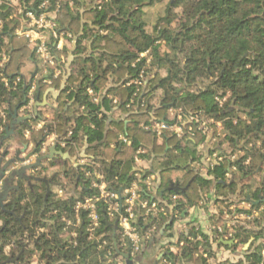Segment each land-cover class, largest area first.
<instances>
[{
  "label": "trees",
  "instance_id": "1",
  "mask_svg": "<svg viewBox=\"0 0 264 264\" xmlns=\"http://www.w3.org/2000/svg\"><path fill=\"white\" fill-rule=\"evenodd\" d=\"M38 4L39 0H36L35 10ZM183 4H190V8L178 16L173 11ZM145 5V0L50 2V11H56L57 30L72 36L66 40L72 50L71 74L57 98L58 114L65 115L68 107L67 112L73 114L76 123L73 139L77 140L80 133L85 136L87 152L99 155L108 180L116 177V181L109 183V188L117 194L131 182L130 174L134 169L131 161L137 148L148 145L153 153L163 154L167 147L174 146L176 154L168 153L169 171L180 172L182 179L178 185L186 187L183 194L178 193L181 200L174 209L180 214L200 201L199 190L204 186L214 185L217 191L224 189L219 182L224 181L228 167L235 169L234 183L229 190L234 194V187L242 185L248 188L245 197L262 198L259 205H252V208L264 205V0H171L164 16L157 19L150 32L143 19ZM35 10L32 12L37 13ZM0 18L5 21L7 14ZM174 22L176 28H173ZM16 25L15 21H5L2 32L10 45L7 76V73L16 75L26 63L35 60L27 46L28 40L13 36L11 31ZM179 36L196 45L186 57L182 56L181 48L174 45ZM162 43L166 50H161ZM49 47L56 64L60 56L68 57L66 48L59 52L51 44ZM147 51L153 58L152 77L147 80V90L134 96L137 86L127 85L137 77L138 67L132 65ZM163 71L165 76L160 77ZM60 81L59 78L53 85L59 88ZM219 81L227 84L221 85ZM88 89L105 92L100 106L91 103ZM227 94L225 104L221 106L218 99ZM1 96L8 108L14 100L15 106L20 105L22 85L17 93L3 91ZM112 99H117L116 107L126 115L125 120L108 123L105 115L99 116L100 107L109 110ZM80 106H85V112L77 115ZM176 108H181L184 118L194 115L221 122L227 132L224 141L233 147L231 153L238 151L243 153L242 156L231 161L230 153L217 150L219 156L225 157L208 169L212 179L207 181L196 175L190 165L199 161L196 148L209 136L197 128L198 124L193 126L191 138L187 135V125L181 139L164 131L160 146L156 145L152 132L141 128L142 123L149 125L152 121L171 123L168 110ZM238 114H243L245 119L237 118ZM5 115L10 120L7 109ZM124 128L127 138L132 141L131 146L111 147L110 143L115 141L114 130L123 131ZM63 129L64 125L57 126L59 134ZM210 130L212 137H216L215 124ZM41 137L42 132L33 134L34 145ZM257 142L260 146H256ZM63 151L73 152L69 148ZM258 172L262 173L260 188L253 192L249 182ZM69 178L72 190L62 199L48 200L45 209H42L40 196L22 193L10 196L6 210L15 209L23 216L18 222L10 213H1L0 221L4 226L0 232V260L5 264H118L117 252H126V246H120L119 233L113 236L101 210L99 225L92 234L87 232L90 222L86 212L80 211V224L76 226L75 204L91 196L93 190H89V183L83 180L80 169L77 173L73 171ZM140 194L145 195L144 192ZM159 207L169 212L165 203ZM66 221L72 224L67 227ZM261 221L264 226L263 219ZM254 222L259 224L260 220ZM137 224L143 228L142 218ZM73 231L75 236L71 235ZM8 248L12 249L9 253L6 252ZM192 251L198 252V246L182 251V258H188L187 264L191 261ZM142 252L140 250L138 254ZM130 259L131 264L134 257ZM248 260L251 264L261 261L256 254H251ZM168 261L172 263L173 258ZM201 261L200 256L196 263L201 264Z\"/></svg>",
  "mask_w": 264,
  "mask_h": 264
},
{
  "label": "crops",
  "instance_id": "2",
  "mask_svg": "<svg viewBox=\"0 0 264 264\" xmlns=\"http://www.w3.org/2000/svg\"><path fill=\"white\" fill-rule=\"evenodd\" d=\"M4 13L7 14L3 8V10H0V16ZM5 21L8 22L6 19ZM0 39L2 44L6 43L4 41L8 37L2 34ZM28 47L34 54L35 60L26 63L14 76L10 73H7L9 74L7 76L5 73L10 53L6 56L2 55V58H0V94L3 91L17 93L18 87L22 85V102L20 105L15 106L16 102L14 100L12 101V107L8 108L2 102L3 97H0V155L5 149H8L6 160L11 159L16 151L22 150L27 145L26 152L21 155V158L24 157L34 149L33 134L42 132L43 137L46 138L40 146L39 152L27 164H33L38 157L50 154L52 148H54L55 153L60 155L53 156L51 160L42 161L41 169L37 168L26 173V175L31 174L40 179L38 182L33 181V191L37 183L44 185V191H34L33 196H40L43 203L46 200V198H43L44 195L48 194V187L46 188V186L49 184L52 191L49 201L53 200L52 198L55 196L56 200L64 198L67 191L58 181L69 178L73 171L77 173L80 169L83 180L89 183L88 188L93 190V194L75 204L76 225L80 224L78 215L82 211L81 209L78 210L77 206L85 201L92 200L95 203L98 215V225L101 210L107 218L113 236L119 233L121 236L120 246L122 248L126 246V252H117L118 257L123 259L121 255L128 254L129 249L130 262V258L135 257L138 252H135L123 238L120 215L111 210L110 201L104 198L105 193L111 190L109 183L117 179L114 177L108 180L99 155L94 156L87 152V139L82 133L79 134L77 140L73 139V129L76 127V123L73 120V114L67 112L68 107L65 110V115L58 114L57 98L66 86L71 74V46L66 40H62L60 43V50L58 51L60 52L64 48L68 51V57L60 56L57 65L60 74L57 73L56 68H45L34 50L29 45ZM59 78L61 79L60 87L57 88L53 85V82ZM91 92L89 94L87 91L91 103L100 106L105 92H94L92 90ZM113 101H116V104L118 102L117 99H112L108 107L109 110L101 106L98 113L100 117L105 115L108 123L126 119V115L120 113ZM6 109L9 111L10 120L5 115ZM14 110H17V117H30V120L24 124H19L16 127L15 134L9 139L3 140L5 129L12 121ZM84 112L85 106H80L76 114L82 115ZM167 115L169 119L172 118L169 113ZM211 123L213 122L211 121ZM58 125H64L61 134L57 132ZM215 125L217 136L212 137L211 131L206 141L196 148L197 156L200 157L199 162L197 161L195 166L190 165L196 175L207 181L212 179L208 175V169L211 170L213 164L221 162L212 158L217 150H221L225 142L224 137L227 135L220 122ZM125 129L123 131L114 130L115 134L112 137H115V141L110 143L111 147L120 149L121 146H125L121 145L120 141L121 137H127ZM14 136L15 140H13ZM127 139L130 145H126V147H130L132 141L129 138ZM162 143V139H156L157 146ZM66 148L72 149V154L63 151ZM168 153L176 154L174 146L167 147L163 154H159L153 153L151 147L147 145L137 148L132 156L131 162L134 167L133 172L130 174L132 179L125 189L135 182L136 185L144 189L142 192L145 195L141 196L142 199L158 205V210L148 216H145L144 212L138 209L136 211L137 217L133 222L140 230L141 244L139 245V252L140 250L144 251L141 254L142 256L145 254L144 257L140 255L141 260L144 258L142 264H161L160 262L165 264H187L186 260L188 258H182V251L186 247L190 248L194 245L198 246L199 251H192L191 261L188 264H197L196 262L200 256L203 258L201 264H251L248 260L251 254H256L261 260L259 263L255 262V264H264V226H262L261 221L262 219L264 221V205L256 208L251 207L252 205L258 206L262 198L252 200L249 196L245 197L248 188H244L242 185L234 187L235 193L233 194L229 190V186L234 183L235 169L228 167L224 181L219 182L225 187L224 189L217 191L214 185L204 186L199 190L200 201L180 214L179 211L174 210L177 201L181 200L178 194L180 192L171 195L168 187L173 184L181 188L178 182L181 181L182 174L169 171L170 158H168ZM52 170H55V173L50 175L49 172ZM261 177L262 173L258 172L249 182L252 185L250 189L253 192L259 190ZM24 191L25 195L30 194L26 189ZM14 193L12 192L11 195ZM98 199L99 201H97ZM161 203L167 205L168 213L165 212L164 208L159 207ZM140 218H142V229L137 224ZM258 220H260L259 224H255L254 221ZM116 221L117 228L114 227ZM70 225V221H66V226ZM227 242H232V244H225ZM171 257L173 258L172 263L168 261ZM123 260L126 262L125 259Z\"/></svg>",
  "mask_w": 264,
  "mask_h": 264
},
{
  "label": "built area",
  "instance_id": "3",
  "mask_svg": "<svg viewBox=\"0 0 264 264\" xmlns=\"http://www.w3.org/2000/svg\"><path fill=\"white\" fill-rule=\"evenodd\" d=\"M36 0H0V9H5L7 13L6 20L8 22L15 21L17 25L14 27L12 34L20 38H25L28 40L29 44H33L32 50L37 55L39 60L42 62L45 68H56L58 74H60V69H57L55 63V56L52 54L50 44L55 50H60V43L62 40L71 39L70 34L59 33L56 24L54 22L56 11H50V2L54 0H39L37 8H33ZM32 10H35L34 13ZM4 22L0 18V35L3 33ZM148 51L141 53L133 63V67L137 68V77L131 81V84L137 86L134 96L140 94L139 92H144L145 86L148 80L147 70L151 64V59L148 55ZM2 58V57H1ZM60 59V58H59ZM58 59V60H59ZM1 74V73H0ZM127 83L128 86L131 85ZM89 94L90 92L88 90ZM219 101V100H218ZM142 105L144 102L141 101ZM222 106L221 102L219 101ZM116 104V101H113ZM129 105H127V108ZM177 113L173 110H168L171 118L169 121L171 123H166L162 121H152L149 125L141 124V128L145 131L152 132L156 139H162L164 131H168L170 134L174 135L176 138L181 139L184 136V127L187 125V135L191 138L194 136L193 126L198 124V129L206 132V120L198 116L188 115L184 118L181 113L182 110ZM183 120L182 122H180ZM121 145H130L127 137L120 138ZM214 160L222 161L215 154L213 155ZM133 182L131 186L124 189L120 194L115 191L109 190L105 193V199L110 201L111 210L114 213L120 215V225L123 233V238L125 241L131 245V248L135 251H139V245L141 244V235L138 228L134 225L135 219L137 217V210H142L145 216L152 214L158 210V205L154 202H147L143 200L140 192H142L143 187H139ZM99 201V199L97 200ZM78 210H82L87 213V218L90 222L89 231L93 232L98 226V215L96 212L95 203L92 200L85 201L77 206ZM163 212V210H161Z\"/></svg>",
  "mask_w": 264,
  "mask_h": 264
},
{
  "label": "rangeland",
  "instance_id": "4",
  "mask_svg": "<svg viewBox=\"0 0 264 264\" xmlns=\"http://www.w3.org/2000/svg\"><path fill=\"white\" fill-rule=\"evenodd\" d=\"M170 1L171 0H145V2L147 3V5H145L143 8H142V13H143V19H144V21L146 22V26H147V28H146V30L148 31V32H150V31H152L153 30V27L155 26V24H156V21H157V19H159V18H162L163 16H164V12H165V9L167 8V5L170 3ZM189 8H190V4H183V5H181L179 8H176V9H174V11L173 12H175L178 16H181V14L183 13V12H185V11H187V10H189ZM176 26H177V23L176 22H174V24H173V28H176ZM3 30L2 31H4V26H3V28H2ZM2 41H4V40H2ZM4 42H6V43H2L1 44V51H0V54H1V56H0V58L2 57V55H8V51H9V47H10V45H9V40L8 39H6V41H4ZM30 46L31 48H32V46H33V44H29V42H28V44H27V46ZM174 45L176 46V47H180L181 48V50H182V56L183 57H186V56H188L189 55V53L191 52V50H193L194 48H195V43H193V42H185L184 40H183V38L182 37H176L175 38V40H174ZM161 50H166V47H165V45L162 43L161 45ZM29 48V47H28ZM5 53V54H4ZM148 55L149 56H151V54L150 53H148ZM150 59H151V62L153 61V58H152V56L150 57ZM151 68H152V64H150V66H149V69L147 70V76H148V79L150 78V77H152V75H150V71H151ZM152 72V71H151ZM165 76V73H164V71L163 72H161L160 73V77H164ZM220 82V84L221 85H226L227 83L226 82H224V81H219ZM130 84H131V82H129ZM147 85L145 86V90H147ZM179 86L178 85H176V88H178ZM90 92H91V90L90 89H88ZM87 90V91H88ZM228 97V94L226 95V97L225 98H219L218 100L221 102V104H222V106H224V104H225V100H226V98ZM220 104V103H219ZM177 110H179V109H181V108H176ZM176 109H169V110H173V112H175V113H177V112H179V111H176ZM170 115V114H169ZM181 115L183 116V112L181 113ZM168 116V115H167ZM173 118V117H172ZM237 118H241L242 120L243 119H245V117H244V115L243 114H238L237 115ZM172 120V119H171ZM205 120H206V122H207V124H206V132L208 133V135L211 133V130H210V127L212 126V125H214V124H216V123H218V122H214L213 120H209V119H207V118H205ZM183 120H181L180 122H182ZM211 121L213 122V123H211ZM237 121V119H234V122H236ZM220 124H221V126H222V128L224 129V127H223V124L220 122ZM16 138H15V136L13 137V140H15ZM260 142H257L256 143V146H260ZM233 147L230 145V144H228V143H226V142H224V144H223V146H222V150H224L226 153L228 152V153H230V156H228V158L231 160V161H235L236 159H238V158H240V156H242V154L243 153H239L238 151H236L235 153H231L232 152V149ZM238 152V153H237ZM215 155L219 158V159H223L225 156H219V153L217 152V153H215ZM199 162V161H198ZM195 164H197V161L196 162H194L193 163V165L195 166ZM198 171V170H197ZM50 173V175L51 174H54L55 173V170H52V171H50L49 172ZM201 173H203V172H201ZM197 174H198V172H197ZM177 175V174H176ZM70 178H67V179H65V180H63V181H58V183H60L61 184V186H63L64 187V189H65V191H67V192H69V191H71L72 190V188H73V186L70 184ZM16 183H19V181L18 182H16ZM44 186V185H43ZM43 186L42 185H40L39 183H37L36 185H35V187H34V191H36V192H41V191H44V189H43ZM55 190V189H54ZM53 200H56V196L55 197H53L52 198ZM80 220V219H79ZM69 222V221H68ZM71 223V222H70ZM72 224V223H71ZM76 226H78V225H76ZM87 232L90 234H92L93 232H90L89 231V226L87 227ZM75 233H74V231H73V233H71V235L73 236ZM67 235V234H66ZM75 236V235H74ZM9 250H12V249H6V252L7 253H9ZM138 253H139V251H138ZM145 255V254H144ZM144 255L142 256V257H144ZM141 256H140V254H137L136 253V255H135V257H134V260H133V262L131 263V264H137V263H139V264H142V260L144 259H142L141 260ZM118 260H117V262H118V264H123V262H121V260L119 259V258H117ZM153 262V261H152ZM161 264H165V263H163V262H160Z\"/></svg>",
  "mask_w": 264,
  "mask_h": 264
},
{
  "label": "water",
  "instance_id": "5",
  "mask_svg": "<svg viewBox=\"0 0 264 264\" xmlns=\"http://www.w3.org/2000/svg\"><path fill=\"white\" fill-rule=\"evenodd\" d=\"M30 120V117H17V110H14L12 115V121L9 126L5 129V135L3 140L9 139L11 136L15 134L16 127L19 124H24ZM46 137L41 138L35 145L34 149L31 152H28L24 157L21 158V155L24 154L28 148L27 145L20 151H16L14 157L6 160V156L8 153V149H5L0 155V208H4L5 202L8 200L10 193L19 192V187L15 186V183L18 181H40V179L34 177L33 175L27 176L26 173L32 171L37 168H42V161L51 160L53 156L60 155L55 153L54 148L50 150V154L45 156H40L36 159L35 163L27 164L30 159L36 155L40 146L43 144ZM185 188H179L177 185L170 184L168 187L169 192L174 193H184ZM49 193V192H48ZM248 201H250L248 199ZM114 227L117 228V221L114 223ZM227 245H231L232 242L225 243ZM121 255V254H120ZM123 259L126 260V264H130L129 262V249L128 254L121 255Z\"/></svg>",
  "mask_w": 264,
  "mask_h": 264
},
{
  "label": "flooded vegetation",
  "instance_id": "6",
  "mask_svg": "<svg viewBox=\"0 0 264 264\" xmlns=\"http://www.w3.org/2000/svg\"><path fill=\"white\" fill-rule=\"evenodd\" d=\"M27 176H31V174H29V175H27ZM46 184V183H45ZM47 185V184H46ZM15 186H18L19 187V192H15L17 195H20L21 193L22 194H25V191H24V189H26V191L27 192H29L30 194H32V195H34V191H33V181H30V182H25V181H19V183H15ZM48 187V188H47ZM46 188L48 189V194L47 195H44V197L43 198H46V200L45 201H47L51 196H52V191H51V189H50V185L48 184L47 186H46ZM47 191V190H46ZM10 195H11V193H10ZM9 198H10V196H9ZM8 198V199H9ZM43 202L42 203V209H45V205H46V202ZM7 202H8V200L4 203L5 205L7 204ZM8 211L6 210V208H5V206H4V208L2 209V208H0V217H1V213L3 214V213H7ZM8 213H10V215H12L13 216V218L14 219H16L18 222H20L21 221V217L23 216L22 214V216H20V214L19 213H16L15 212V209H13L12 211H10V212H8ZM24 214V213H23ZM3 226H4V223L3 222H1L0 221V232H1V230H2V228H3ZM17 259V258H16ZM0 264H5V262L3 261V260H0Z\"/></svg>",
  "mask_w": 264,
  "mask_h": 264
}]
</instances>
